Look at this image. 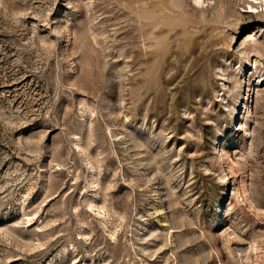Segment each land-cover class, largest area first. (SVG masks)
Here are the masks:
<instances>
[{"label": "rangeland", "instance_id": "obj_1", "mask_svg": "<svg viewBox=\"0 0 264 264\" xmlns=\"http://www.w3.org/2000/svg\"><path fill=\"white\" fill-rule=\"evenodd\" d=\"M0 264H264V0H0Z\"/></svg>", "mask_w": 264, "mask_h": 264}]
</instances>
